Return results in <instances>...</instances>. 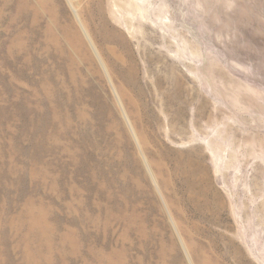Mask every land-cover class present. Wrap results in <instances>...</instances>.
Instances as JSON below:
<instances>
[{
  "label": "rangeland",
  "instance_id": "obj_1",
  "mask_svg": "<svg viewBox=\"0 0 264 264\" xmlns=\"http://www.w3.org/2000/svg\"><path fill=\"white\" fill-rule=\"evenodd\" d=\"M0 264H264V0H0Z\"/></svg>",
  "mask_w": 264,
  "mask_h": 264
},
{
  "label": "bare ground",
  "instance_id": "obj_2",
  "mask_svg": "<svg viewBox=\"0 0 264 264\" xmlns=\"http://www.w3.org/2000/svg\"><path fill=\"white\" fill-rule=\"evenodd\" d=\"M84 30V29H83ZM73 31V30H72ZM74 32V31H73ZM74 33H76L77 35H78V32H74ZM86 34V33H85ZM89 35V34H88ZM87 34H86V37H87V39H89L90 40V42L92 43V45L95 47V43L92 41V39H91V37H90V35L88 36ZM77 37V39L79 40V41H81V39H80V37H79V35L78 36H76ZM120 40L121 41H123L122 39H121V37H120ZM122 45L123 46H125L126 48H128V44L126 43V42H122ZM128 50H129V48H128ZM106 52H108V53H114L113 51H112V48L111 47H107V49H106ZM116 58V57H115ZM117 59V58H116ZM129 73H131L132 71H133V68L132 67H129ZM123 91L125 90L124 88H121ZM136 104V103H135Z\"/></svg>",
  "mask_w": 264,
  "mask_h": 264
}]
</instances>
